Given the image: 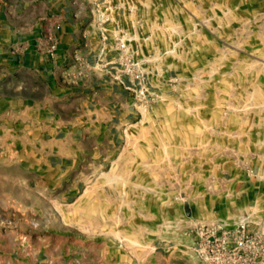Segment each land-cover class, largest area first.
<instances>
[{"label": "rangeland", "instance_id": "1", "mask_svg": "<svg viewBox=\"0 0 264 264\" xmlns=\"http://www.w3.org/2000/svg\"><path fill=\"white\" fill-rule=\"evenodd\" d=\"M111 1L148 95H131L135 125L63 201L33 185L47 150L0 105V264H198L204 231L248 215L224 207L264 149V0Z\"/></svg>", "mask_w": 264, "mask_h": 264}, {"label": "crops", "instance_id": "2", "mask_svg": "<svg viewBox=\"0 0 264 264\" xmlns=\"http://www.w3.org/2000/svg\"><path fill=\"white\" fill-rule=\"evenodd\" d=\"M92 2L0 0L4 119L26 144L46 148L47 165L35 171L39 179L33 185L61 201L77 198L85 179L99 174L123 128L137 120L131 94L111 82L109 66L97 62L100 42L88 14ZM48 36L57 43L53 60L45 54ZM112 58L106 54L104 62ZM245 165L256 177L235 172L227 191L233 199L224 208L233 217L258 212L262 219L264 149Z\"/></svg>", "mask_w": 264, "mask_h": 264}, {"label": "built area", "instance_id": "3", "mask_svg": "<svg viewBox=\"0 0 264 264\" xmlns=\"http://www.w3.org/2000/svg\"><path fill=\"white\" fill-rule=\"evenodd\" d=\"M116 9L111 0H93L89 6L90 25L100 42L96 59L100 66L110 65L111 82L134 98L144 100L149 91L146 76L137 68L134 52H128V40L118 23ZM56 50L55 39L48 36L46 57L53 60ZM106 54L113 56L111 62H104ZM251 216L238 221L235 228L204 231L193 249L198 264H264V217L257 221L251 220ZM251 226L258 228L251 229Z\"/></svg>", "mask_w": 264, "mask_h": 264}]
</instances>
